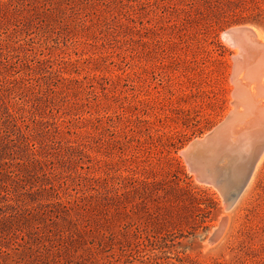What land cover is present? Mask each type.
<instances>
[{"label":"rangeland","instance_id":"obj_1","mask_svg":"<svg viewBox=\"0 0 264 264\" xmlns=\"http://www.w3.org/2000/svg\"><path fill=\"white\" fill-rule=\"evenodd\" d=\"M245 26L264 0H0V264H264L255 127L226 164L188 149L230 116Z\"/></svg>","mask_w":264,"mask_h":264},{"label":"bare ground","instance_id":"obj_2","mask_svg":"<svg viewBox=\"0 0 264 264\" xmlns=\"http://www.w3.org/2000/svg\"><path fill=\"white\" fill-rule=\"evenodd\" d=\"M223 37L225 38V40L228 43L233 45V47L234 46L236 47V52H237V54L235 56L237 65L234 67L233 74H232L233 75L232 79L234 80V86H235V92H233L234 95H233V101H232L233 106L231 105L232 110L230 109L231 110L230 116L227 117V119H225L224 122L222 121V123H220L218 126L213 128L212 131L210 133H208L207 135H205L203 138H201V139L197 138L196 140L191 142L188 146V149L192 150V147H194L195 145H197L199 143H203V144L205 143L206 145H208V149H210L212 151V154H213L212 156L216 159V161L221 159L220 165L226 164V162L227 161L229 162V160H230L227 158L228 155H230V152L233 150L232 148L235 147L233 145L232 148L231 147L229 148L228 143L230 144L231 141L236 138L237 133L239 131H241V129H244L245 127H250V126L255 127L254 134L252 132L253 136L250 138V140H249V137H247L248 141H249V142L247 141L248 144L246 143L247 145L244 146L245 143L241 141L242 144L244 143V145L242 147H240V149L237 148V149H239V152L237 151L239 154L236 153L238 155L237 156L235 155L236 157H238L240 159V161H239V163H241L240 165L243 164L245 167L244 172H243L244 176L242 177L243 181H241V183L246 184V181L251 177L252 172H253L257 162L260 160V158L262 157L263 152H264V47L261 49V46H256L255 42L253 41V39L258 40V38L264 40V37L260 32L257 33L256 29H253L249 26H245V29L243 28V29L236 30L233 33H230L229 36H225V33H224ZM256 49L261 50L259 52V55L261 56V61H260L259 65L261 68H259L260 70H257V68H256L255 74H259V75L256 76L255 74H253L255 76V80H250L249 76L247 78L244 75V70L249 71L250 68L252 69L253 65H255V63L257 62L256 55H254L255 53H253V50L255 51ZM253 68H255V67H253ZM251 131H253V130H251ZM240 137L241 136H239V139H240ZM242 137H244V136H242ZM203 139H205V140H203ZM241 139H243V138H241ZM243 141H244V139H243ZM242 144H240V145H242ZM182 151L185 153L186 150L185 151L182 150ZM188 152H189V150H188ZM205 152H206V150H205ZM234 152L235 151L233 150V153ZM203 156H205V155L203 154ZM229 158H232V157L229 156ZM205 161H207V160H205ZM205 163H202L201 165H203V164L205 165ZM234 163H232V164H234ZM239 163H237V164H239ZM209 165H211V164H209ZM241 167H243V166H241ZM211 168H212V166H211ZM227 168H228V166H227ZM227 168H226V170L228 171ZM233 173H235V172H233ZM224 174H226V173H224ZM241 174H242V171H241ZM203 178H205V176ZM238 178H239V176H238ZM207 179L209 180L211 178H207ZM235 180H236V178H235ZM232 184H234V183H232ZM237 187H239V186H237ZM232 195H234V194H232Z\"/></svg>","mask_w":264,"mask_h":264},{"label":"water","instance_id":"obj_3","mask_svg":"<svg viewBox=\"0 0 264 264\" xmlns=\"http://www.w3.org/2000/svg\"><path fill=\"white\" fill-rule=\"evenodd\" d=\"M232 29V28H231ZM230 30V29H229ZM231 32H229L228 30H227V32H225V36H229V34H230ZM203 140H205V139H203Z\"/></svg>","mask_w":264,"mask_h":264}]
</instances>
